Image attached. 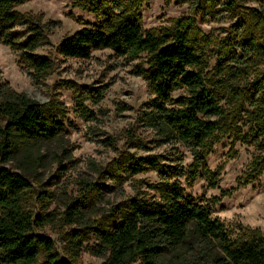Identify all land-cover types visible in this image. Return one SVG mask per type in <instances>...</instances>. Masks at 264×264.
Returning a JSON list of instances; mask_svg holds the SVG:
<instances>
[{"label": "rangeland", "instance_id": "1", "mask_svg": "<svg viewBox=\"0 0 264 264\" xmlns=\"http://www.w3.org/2000/svg\"><path fill=\"white\" fill-rule=\"evenodd\" d=\"M95 2L103 14L138 12L144 31L163 30L182 16L195 18L200 37L208 41L205 72L218 87L226 114L206 159L208 170H202L194 182L186 176L179 179L187 196L210 204L213 216L222 220L234 239L264 236V171L260 174L254 162L262 154L257 131L264 117V91L259 85L264 84V65L240 45L243 36L254 33L251 14L259 9V0ZM15 9L21 19L13 30L26 32L29 25L38 24L45 35L36 52L52 59L54 66L46 77H35L19 50L0 39L1 81L7 91L25 93L44 104L47 114L64 127L55 139L28 142L2 165L28 178L23 207L36 219L33 232L50 238L56 255L77 264H111L107 256L96 254L100 230L118 218L130 197L157 194L151 186L160 178L156 170L116 175L115 161L160 155L164 164L188 170L191 147L162 141L142 125L140 113L151 90L135 70L144 65V56L131 59L98 49L88 58H73L57 51L81 27L99 26L100 16L80 7L78 0H28ZM102 91L104 97L98 101L95 96ZM183 92L177 90L174 96ZM74 200L79 213L72 218L68 212L73 209L67 207ZM192 247L193 242L186 243L178 257L165 254L162 263L196 262L198 251ZM45 258L41 249L39 260Z\"/></svg>", "mask_w": 264, "mask_h": 264}, {"label": "trees", "instance_id": "2", "mask_svg": "<svg viewBox=\"0 0 264 264\" xmlns=\"http://www.w3.org/2000/svg\"><path fill=\"white\" fill-rule=\"evenodd\" d=\"M27 1L0 0V39L19 50L35 77L44 78L54 62L36 52L45 35L43 29L31 24L26 32L13 30L21 19L15 8ZM78 5L100 16L101 24L81 27L66 37L57 51L73 58H88L98 49H111L117 56L131 59L144 56L145 66L139 64L135 70L151 90L140 113L142 125L162 141L188 144L193 156L188 170L164 164L160 155H131L115 161L112 169L116 175L158 171L160 178L151 186L157 194L130 197L118 218L100 230L96 254L107 256L111 264H163L165 254L178 257L185 244L193 242L198 255L191 264H264V236L234 239L222 220L213 216L210 204L187 196L179 179L186 176L194 182L202 170H208L206 159L226 114L218 87L209 82L205 72L208 41L200 37L195 18L182 16L163 30L144 31L138 12L112 10L103 14L95 0H78ZM259 5L251 14L254 33L243 36L240 45L264 65V0H259ZM259 85L264 91V84ZM177 90L184 92L175 97ZM95 97L103 99L104 92ZM259 121L257 139L261 137L258 145L262 154L254 162L261 174L264 117ZM63 127L61 120L47 114L44 104L25 93L7 91L0 78V264H77L56 255L50 238L33 232L36 219L23 207V194L30 182L23 173L2 165L14 159L28 142L57 138ZM86 183L91 187L95 184ZM76 202L67 207L73 209L68 212L72 218L79 213ZM41 249L47 254L42 261Z\"/></svg>", "mask_w": 264, "mask_h": 264}]
</instances>
